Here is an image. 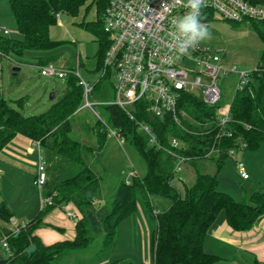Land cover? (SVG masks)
<instances>
[{"label": "trees", "instance_id": "16d2710c", "mask_svg": "<svg viewBox=\"0 0 264 264\" xmlns=\"http://www.w3.org/2000/svg\"><path fill=\"white\" fill-rule=\"evenodd\" d=\"M110 0H9L21 37L0 35V54L22 57L25 51H52L71 40L54 39L51 27L58 24L62 14L77 16L84 7L83 20L78 24L95 36L96 69L101 70L104 57L110 46L109 35L103 28L102 16ZM263 3L264 0H250ZM94 8V21L84 17ZM254 30L264 42V18H248ZM237 23V22H236ZM10 34V33H8ZM41 56V55H40ZM258 62H261L259 64ZM257 69L250 72L248 84L236 88L230 104V120L226 124L231 134H220L217 109L222 104L208 105L191 93H183L180 106L188 118L183 122L195 132L184 130L171 116L151 117L139 106L132 119L119 106L105 104L108 119L125 141H129L145 161L146 170L128 180H122L112 199L101 203L95 200L101 187L99 177L81 154L83 142L71 136V116L84 103L83 87L78 78L69 74L67 91L49 108L41 113L26 115L23 111L25 98L14 100L11 105L0 90V151L18 133L39 140L43 148L69 161V172L56 182L48 180L45 195L52 203L40 208L26 225L14 232L13 210L4 197L0 199V264H56L59 256L70 250L85 249L101 233L103 245L108 247L116 238L120 221L133 213L137 207L136 190H140L149 215L155 219L152 232V252L155 264H213L221 257L204 249L207 232L219 213L224 211L228 224L235 230H249L264 216V188L251 193L247 201L237 200L230 192L220 188L218 174L228 158L230 148L241 143L250 151L258 150L264 141V49L261 51ZM102 76V75H101ZM93 84L95 90L97 83ZM145 121L158 135V144L151 145L138 128L137 121ZM98 119L93 130L102 146L108 137L107 123L101 127ZM176 136L183 146L175 149L189 156L207 157L215 143L218 152L214 159L216 171L205 173L198 170L195 181L186 187L182 195L173 184L177 158L169 152L173 149L169 138ZM241 141V142H240ZM161 145V146H158ZM89 148V146H85ZM71 165L74 169L71 171ZM49 166V165H48ZM47 166V168H48ZM51 168V166H50ZM67 170V169H66ZM91 191L89 197L87 192ZM1 195V191H0ZM167 199V208L156 210L151 197ZM73 201L81 216L76 220V235L73 239L45 244L36 229L55 206ZM8 241L11 254L7 255L2 240ZM254 264H259L255 260Z\"/></svg>", "mask_w": 264, "mask_h": 264}, {"label": "rangeland", "instance_id": "374dc122", "mask_svg": "<svg viewBox=\"0 0 264 264\" xmlns=\"http://www.w3.org/2000/svg\"><path fill=\"white\" fill-rule=\"evenodd\" d=\"M84 11L85 8L83 7L77 16L62 14V25L57 24L52 27V38L71 40L67 44L52 49V51L27 50L22 57L18 58L0 54V90L9 103L14 106H17L14 100L25 98L26 101L23 111L26 115H29L46 111L52 102L60 99L67 91L66 77L56 78L42 75L40 66L54 64L63 69L76 70L92 84H96L99 80L95 90L89 94V102H91V105L85 106V99L83 98L84 103L71 116V136L85 144L81 150V154L98 175L102 195L108 199H112L118 185L126 176L130 175L129 171H136L135 174L143 175L146 170V164L136 148L129 141L120 143L115 135L109 134L101 146L98 141V136L93 133L92 128L98 119L106 122L109 129L115 127L108 119L105 104L115 101L114 86L117 82V74L109 68L106 75L101 76L104 66L102 65L101 70L96 69L97 59L95 53L97 42L95 36L84 30L78 24L79 21L83 20ZM95 17V9L92 8L84 17V20L94 21ZM59 22L60 19H58ZM207 24L210 27L211 38L200 44L210 46L214 51H217L220 58L230 65L235 66L236 70H249L257 64L254 63L255 57H253L251 52L253 51V39L256 40V37L260 39L261 37L258 36L259 34L254 30L250 21L244 20L237 21L236 23L235 21L212 17ZM0 26L10 30V34H7V36L21 37L9 0H0ZM2 34L3 31L0 30V35ZM218 85L221 89L220 102L223 109L225 108L224 106L231 104L236 88L240 86L239 73H221L218 78ZM52 92L54 93L53 98L51 97ZM166 116L171 115L167 114L164 117ZM171 117L179 126L183 122L181 117L179 119L180 123L173 116ZM188 119L190 120L191 118L188 117ZM103 122L102 124L100 122L101 127H105ZM140 132L144 133L141 130ZM181 142L184 145L182 140ZM85 146H89V148ZM40 148L42 149L41 154L46 164H49L47 169L48 180L58 182L59 179L64 178L69 172V161L55 153H51L52 156H50L48 154L49 151L43 148L41 144ZM36 155H38V147ZM214 157L215 154L210 157H197L194 161L188 160L187 158V161L175 173L173 184L177 187L180 183L181 185L179 187L184 195L186 187L183 181L185 180L188 185H191L195 180L191 181L185 169L191 168L195 171L196 175L198 170L205 173H214L217 168ZM240 159L239 157L237 158V160ZM36 161L38 163V158H36ZM227 161L228 163L233 162L231 157ZM260 162L259 160L257 166H250L248 169L245 162L246 169L247 171L249 170L248 173L251 176L250 180L253 183L255 182L254 187L258 190L264 188V165H261ZM225 168H222L218 174V177L221 178L220 188L230 192L237 200H242L236 192L237 188L240 186L245 188L249 180H244L246 178L243 179L241 176L237 161L233 167L229 168L226 166ZM70 169L72 171L74 166L71 165ZM18 173L26 181L25 183L21 182L19 185H12L11 180L17 177L14 173L6 172L4 176L2 174L0 175L1 193H6L11 197L13 196L14 200H17L16 192L21 194L29 193L30 201H33L35 198L38 200V208L34 213L35 215L40 208H43V206L49 203H42L38 188L34 185V182L32 183V187L30 186L29 178H31L32 182V177L27 171L23 170ZM179 176H182L183 179H179ZM2 194L0 195V199L3 197ZM136 194L137 207L135 211L120 221L117 236L108 247H104L102 242L103 234H101L87 248L67 251L55 263L108 264L109 262L118 261V264H128L129 261H133L135 264H141L143 262L140 259L145 262H150L153 257L152 232L155 228L156 221L149 215L147 208L144 207L143 211L141 210V206L145 205V199L141 191L136 190ZM244 200L247 201L248 198L246 197ZM151 202L154 207L159 209L162 208L161 202H165V205L168 204L166 199L157 196L151 197ZM14 204V209H17V212L19 209L25 207L23 203L17 204L14 202ZM77 208L73 201L64 204V206H55L46 216V220L52 219L54 213L58 211L64 213L67 218H71L72 214L76 213ZM19 218L22 219V216H19ZM24 218L28 220V218ZM44 220L45 218L43 219L42 225L46 224L51 229L61 231L62 234L68 231V227H59L53 222H48L47 224ZM13 221H15V218H12V225L15 226L18 222L16 220L13 223ZM22 222L25 221H20L19 223ZM213 264H232V262L226 259H220ZM239 264H250L247 256L241 259Z\"/></svg>", "mask_w": 264, "mask_h": 264}, {"label": "built area", "instance_id": "2783aa9c", "mask_svg": "<svg viewBox=\"0 0 264 264\" xmlns=\"http://www.w3.org/2000/svg\"><path fill=\"white\" fill-rule=\"evenodd\" d=\"M186 0H110L102 16L103 28L109 35L110 46L104 57L102 76L109 68L117 74L114 86L115 101L111 102L121 107L132 119L139 106L151 117H164L169 114L180 123V117L188 118V111L180 106L183 93H191L202 99L208 105H215L221 100V89L218 85L219 75L227 72H238L240 86L243 89L249 82L252 69L236 70L220 58L219 53L210 46L199 44L190 49L188 54L180 55L173 46L175 27L173 18L182 16L187 9ZM217 17L229 21H244L248 18H264V4L250 0H205L201 8V21L208 23ZM5 34L10 33L6 27L0 26ZM41 74L56 78H64L72 74L78 78L84 91L85 106L91 105L89 94L93 92V84L73 69H63L54 64L40 66ZM218 107L220 134H231L226 129L230 120V105ZM190 118V117H189ZM106 123V122H104ZM138 128L143 131L151 145L158 144V135L153 127L145 121H137ZM184 130L195 132L184 122L180 123ZM109 128V127H108ZM109 134L115 135L120 143L125 141L117 129H109ZM241 142V141H240ZM169 143L173 149L169 152L177 158L175 172L189 156L183 155L175 149L182 147L180 138L171 136ZM38 147L37 174L34 183L38 188L42 203H52V197L45 195L48 173L40 141L33 139ZM161 146V145H158ZM244 147V143H241ZM237 148H230L229 155H234ZM218 152L215 143L206 156ZM239 172L243 178L249 173L243 160H237ZM136 171H130L132 177ZM183 177L179 176V179ZM129 182V180H128ZM25 222L15 225L14 232L25 226ZM2 245L7 255L11 250L6 238Z\"/></svg>", "mask_w": 264, "mask_h": 264}, {"label": "crops", "instance_id": "0c3cea01", "mask_svg": "<svg viewBox=\"0 0 264 264\" xmlns=\"http://www.w3.org/2000/svg\"><path fill=\"white\" fill-rule=\"evenodd\" d=\"M58 25H62V19H60V22L58 23ZM50 32L52 36V27H51ZM260 39H258L257 37H256V40L253 39L254 44H253V51L251 53L253 54V57H255L254 63L258 62L259 54L264 49V43ZM37 55H40V54H37ZM93 133H95L94 130H93ZM36 151H37V146L33 144V139L23 134H17L0 151V175L2 174V176H4L6 172L11 173V174L14 173L17 177H14L12 179L13 181L11 180V183L12 185H19L21 182L25 183L26 181L22 178L21 175H19L18 172L19 171L22 172L23 170H25L32 177V182H31V178H29L30 186L32 187V183L34 182L33 180L36 176L37 165H38L36 161V158H38V155L35 156ZM229 157H231V160L233 162L228 163L227 159ZM238 157L241 158L240 160H243L246 162L247 169L250 166H253V167L257 166V164L259 163V160L261 161L260 164L264 165V162H263L264 143L256 151L247 150L245 149V147L237 148L234 155L228 156L223 166V169H226L225 168L226 166H228L229 168L233 167ZM88 164L90 163L88 162ZM185 172L187 173L188 177L191 178V181L196 178V173L191 168H186ZM129 178H130L129 176H126L124 180L125 179L128 180ZM250 178H251L250 174L248 178L246 179L243 178L244 180H247V179L249 180L247 182L248 185L245 188H243L242 186L237 188L236 192L237 194H239L242 200L245 199L246 197L249 198L253 191L258 190V189H255L256 188L254 187L255 182L253 183L250 180ZM220 179L221 178H219V181ZM183 184L185 187L190 186L186 183L185 180L183 181ZM180 185L181 184L179 183V186ZM179 186H177V188L180 191V193L183 195ZM101 192H102V189H101ZM101 192H99V194L94 193V197L96 201L103 203L108 198L104 197V195H102ZM15 194H16L17 200L16 199L14 200L13 196L11 197L10 195L6 193L2 194V196L5 198V200L7 201V203L13 210L12 218H15V221H13V223H15L17 220L18 223L16 224H19L20 221L26 222L34 215L35 211L38 208V200L35 198L33 201H30L29 193L21 194V193L16 192ZM14 202L17 204L23 203L25 207L19 209L17 212V209H14V205H15ZM164 203L165 202H161L162 208L160 209L167 208L170 204L169 201H168V204L166 205ZM144 207L146 208L145 205L141 206L142 211ZM155 208L156 210H160L157 207ZM19 216H22V219H20ZM46 216L44 217L45 218L44 221L47 224L48 222H53L57 224L59 227H63V228L68 227V231L65 234H62L61 231H57L53 228L51 229L46 224L45 225L41 224L42 226L40 225L41 227H38L35 233L39 235V237L41 238L42 241H44L45 244H51L56 241L74 238L73 236L76 235V220L81 216V213L78 208H77L76 213L72 214L71 218H67V216L61 211L55 212L52 219L46 220ZM24 217L28 218V220L25 219ZM137 225H139V223H137ZM101 234H99L98 236H100ZM102 242H103V237H102ZM204 249L208 252L219 255L221 259H226V260L231 261L232 264H239V261L245 258L246 256L250 264H254L255 260H257L259 264H264V216L259 222H257L249 230L241 231V230L233 229L226 220L225 212L221 211L207 232V236H206L205 243H204ZM63 255L64 254L59 256L57 259L61 258ZM140 261L143 262L141 264H155L154 257H152V260L150 262H145V261H142L141 259ZM108 264H118V261L109 262ZM128 264H135V263L133 261H129Z\"/></svg>", "mask_w": 264, "mask_h": 264}, {"label": "clouds", "instance_id": "9594fccd", "mask_svg": "<svg viewBox=\"0 0 264 264\" xmlns=\"http://www.w3.org/2000/svg\"><path fill=\"white\" fill-rule=\"evenodd\" d=\"M204 6L205 0H186L184 7L187 11L182 16L173 18V46L177 58L211 38L209 25L201 21V8Z\"/></svg>", "mask_w": 264, "mask_h": 264}, {"label": "water", "instance_id": "95a60500", "mask_svg": "<svg viewBox=\"0 0 264 264\" xmlns=\"http://www.w3.org/2000/svg\"><path fill=\"white\" fill-rule=\"evenodd\" d=\"M259 64H261V62H258ZM51 97L53 98L54 97V93L52 92L51 94ZM88 196L91 197L92 196V192L91 191H88L87 192Z\"/></svg>", "mask_w": 264, "mask_h": 264}]
</instances>
